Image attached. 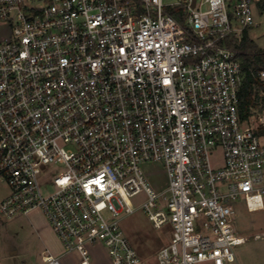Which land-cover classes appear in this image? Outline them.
<instances>
[{"label":"built area","instance_id":"1","mask_svg":"<svg viewBox=\"0 0 264 264\" xmlns=\"http://www.w3.org/2000/svg\"><path fill=\"white\" fill-rule=\"evenodd\" d=\"M255 2L0 0V216L40 210L78 264L93 245L139 264L120 220L141 208L170 227L158 264H238L236 205L264 210V68L242 117L234 46ZM49 163L64 170L44 194Z\"/></svg>","mask_w":264,"mask_h":264},{"label":"rangeland","instance_id":"2","mask_svg":"<svg viewBox=\"0 0 264 264\" xmlns=\"http://www.w3.org/2000/svg\"><path fill=\"white\" fill-rule=\"evenodd\" d=\"M169 1V0H165ZM38 4L40 0H30ZM258 26L254 27L249 36L253 38L259 47L264 48V16L255 15ZM219 159L218 154H215ZM150 183L157 189L164 188L167 184L166 174L160 162H145L142 164ZM64 170L61 163H49L42 166L38 181L44 194L53 191L52 179ZM9 187L0 182V196L6 194ZM237 218L236 229L238 234L245 235L248 239L233 248L238 264H264V210L247 212L240 202L236 205ZM3 217L0 216V220ZM120 226L124 235L131 242L135 250L153 257L156 252L166 244L170 236V227L167 225L155 228L148 219L143 209L138 208L120 220ZM256 233L262 234L254 238ZM5 234H18L19 249L30 256L43 246L37 240V235L24 215L5 217ZM101 249V245L97 246ZM62 264H64L63 260Z\"/></svg>","mask_w":264,"mask_h":264},{"label":"crops","instance_id":"3","mask_svg":"<svg viewBox=\"0 0 264 264\" xmlns=\"http://www.w3.org/2000/svg\"><path fill=\"white\" fill-rule=\"evenodd\" d=\"M261 0H256L254 8V16L258 17L264 16V8L260 6ZM256 25L248 28L244 32H247L248 38L252 40L259 49L264 50L258 46L256 41L249 36L250 32L254 27L258 26L257 19L255 17ZM9 194V191L0 196V198ZM32 228L34 229L37 240L42 242V248L38 249L36 253L32 254L29 258L22 250L19 249L18 244V234H5V217L0 220V264H40L42 262L43 253H49L54 256H58L63 260L64 264H78L79 255L78 254H63V247L60 240L52 230L49 222L47 221L44 214L38 210L34 209L25 214ZM168 226V225H167ZM171 233V232H170ZM170 238V236H169ZM168 238V241H169ZM167 241V242H168ZM166 242V243H167ZM131 243V242H130ZM98 245H93L90 247V263L89 264H112L109 259L106 250L102 247L99 249ZM164 246V245H163ZM159 251V250H158ZM151 257L150 255H145L140 250H136L140 262L139 264H158L157 263V253Z\"/></svg>","mask_w":264,"mask_h":264},{"label":"trees","instance_id":"4","mask_svg":"<svg viewBox=\"0 0 264 264\" xmlns=\"http://www.w3.org/2000/svg\"><path fill=\"white\" fill-rule=\"evenodd\" d=\"M259 4L264 8V0H261ZM234 46L244 52L242 56V64L247 70L245 79L239 91V111L243 117L249 104L253 102L252 95L255 82L253 74L257 70L264 68V50L259 49L257 45L248 38L247 32L243 33L239 43L234 42Z\"/></svg>","mask_w":264,"mask_h":264}]
</instances>
